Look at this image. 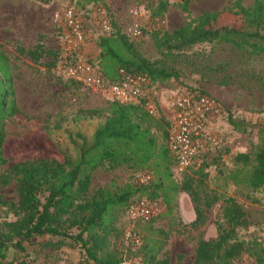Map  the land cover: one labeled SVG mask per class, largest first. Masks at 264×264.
<instances>
[{
    "label": "trees",
    "instance_id": "1",
    "mask_svg": "<svg viewBox=\"0 0 264 264\" xmlns=\"http://www.w3.org/2000/svg\"><path fill=\"white\" fill-rule=\"evenodd\" d=\"M36 1L48 5L53 0ZM70 1L79 11L89 13L91 7L102 6L109 14L111 33L98 36L94 41L99 50L97 67L104 78L115 80L117 68L144 75L152 83L178 78L176 71L141 56L133 41L118 32L104 0ZM189 2H179L184 18L180 27L169 33L161 28L149 31L153 33L152 44L159 54L222 43L264 56V0H253L249 7H244L241 0H233L229 7L205 11L197 17L190 15ZM166 7L165 1H158L149 17L162 19ZM14 50L34 65L43 58L52 57L48 69L69 62V57L57 58L53 50L45 49L39 41L29 49L16 47ZM76 114L85 119L103 117V121L88 142L76 134L79 144L74 157L59 150L44 127L21 136L7 134L3 121L9 117L24 118V114L15 104L10 60L0 50V167L11 163L8 172L0 174V188L13 181L17 198L15 203H3L15 219L0 222V264H6L3 260L8 250L22 253L24 243L42 236L57 239L55 242L47 240L44 244L47 246L63 245L64 240L78 245L86 264H119L121 252L110 244V237L119 235L115 227L116 215L141 198L155 204L160 199L164 207H169L174 195L186 194L194 214L188 226L197 228L205 222L204 210L218 201L219 196H199V181L195 182L194 177L203 176L205 164L193 171L194 176L186 175L179 183L171 180L170 168L174 161L166 148L168 123L163 116L159 113L149 116L137 104L115 100L106 101L101 107L77 110ZM229 123L240 132L245 130L231 120ZM262 139L251 152L235 154L233 167L224 175L235 189L246 194L264 190V137ZM28 141L31 154L25 159L15 158L18 147ZM100 168H125L147 175L151 171L155 180L149 179L144 184L135 181L115 185L112 182L89 193L92 175ZM221 201L222 206L213 222L216 234L197 240L191 264H234L243 255L255 264H264V240L243 239L238 235L239 230L248 225L242 207L230 197H222ZM159 217L161 214L147 221L148 231ZM150 232L151 236L139 239V245L127 240V251H132L130 254L138 258L139 264H170L168 253L163 251L169 232L161 228H152ZM180 261L181 255H176L174 264H181Z\"/></svg>",
    "mask_w": 264,
    "mask_h": 264
},
{
    "label": "rangeland",
    "instance_id": "2",
    "mask_svg": "<svg viewBox=\"0 0 264 264\" xmlns=\"http://www.w3.org/2000/svg\"><path fill=\"white\" fill-rule=\"evenodd\" d=\"M0 0V50L10 60L12 66L14 99L17 108L24 114V118L9 117L3 121V130L10 135L21 136L30 130L45 128L51 141L57 148L70 157L75 156L76 145L79 140L76 134L85 141H90L93 131L101 124L103 117L85 119L77 116V110L93 109L104 105L105 101L81 86L69 84L57 67L48 69L47 64L52 57L40 60L38 64H31L26 58L16 53V47L29 49L32 41L40 42L45 49L53 50L57 58L66 54L65 30L60 26L55 16L62 8L72 5L70 0H53L50 8L39 7L36 0ZM109 5L111 18L120 34L130 25L129 11L137 9L143 19L149 17L158 1L166 2L163 14V32H171L183 24L184 18L178 5L180 0H128L126 5ZM233 0H190L188 8L192 17H197L205 11H220L231 5ZM253 0H241L244 7H249ZM46 5V6H48ZM21 11H27L35 21L42 14L41 25L34 36L26 34L23 42L18 39L6 38V33L12 31L9 20L20 18ZM167 11V13H166ZM87 28L86 40L79 54V59L88 60L98 66L99 50L94 41L100 30L89 25L88 13H81ZM18 30L24 33L26 25H19ZM153 34V33H152ZM152 34L148 31L132 40L137 51L150 62H157L177 72V79L165 80L158 83L155 89L159 115L169 118V112L174 96L183 89H198L214 98L219 106L218 112L211 116L208 129L218 139L217 147L212 150L204 163L203 176L195 175L199 181V196L201 198L219 196L209 209L204 210L205 222L197 227L188 226L194 218L190 200L186 194L177 193L169 207H164L158 199L161 217L153 221L149 230L161 228L168 231V239L163 251L170 258V264L175 263V256L181 255V264H191L197 240L214 237L216 228L213 224L215 216L222 206V197L233 198L244 210L248 225L239 230L238 235L243 239L257 237L264 240V190L247 193L235 189L224 178L232 166V157L237 153H249L264 137V56L247 50H238L227 44H201L183 52L173 51L170 54H159L152 44ZM35 37V38H34ZM235 122L244 127L240 132L229 123ZM157 135V134H156ZM159 136V134H158ZM40 140V139H39ZM160 140V139H159ZM30 141L18 147L15 158L25 159L31 154ZM11 163L0 167V174L8 172ZM172 174L171 180L179 183L188 171L179 178ZM145 173L131 172L125 168L107 170L97 169L89 186V193L98 187L108 186L110 183L121 185L126 182H137ZM194 176V174H193ZM149 179L153 182L155 176L149 172ZM15 185L11 181L0 188V222L13 221L15 217L7 210L3 203L16 202ZM135 199V198H134ZM115 227L119 235L110 237V244L122 255L124 264H139L138 258L127 251L130 238L151 236L147 222L129 220L127 209L117 213ZM71 230V233H74ZM47 240L57 241L56 238L46 236L34 237L24 243V252L8 250L4 258L6 264H86L78 245L64 240L63 245L55 247L44 245ZM234 264H255L246 256L234 261Z\"/></svg>",
    "mask_w": 264,
    "mask_h": 264
},
{
    "label": "built area",
    "instance_id": "3",
    "mask_svg": "<svg viewBox=\"0 0 264 264\" xmlns=\"http://www.w3.org/2000/svg\"><path fill=\"white\" fill-rule=\"evenodd\" d=\"M81 13L86 10H80ZM80 11L73 5L62 8L56 20L65 30L66 54L69 57L67 65H58L65 80L77 86L84 87L105 102L115 100L120 103H131L141 106L149 116H158V103L155 89L158 83H152L148 77L117 68L115 80L104 78L97 65L79 59V54L86 40L87 28ZM130 25L125 35L130 40L140 38L144 32L158 29L163 23L158 17L143 19L137 9L129 11ZM89 23L100 30L96 36H107L112 27L109 14L102 6L89 9ZM74 56V57H72ZM73 58V59H72ZM219 106L214 98L198 89H183L178 92L171 104L166 128V148L173 158L172 171L179 178L188 171H196L207 161L209 153L218 145L217 136L208 129L210 118L217 113ZM149 175H142L138 182L144 184ZM160 207L146 199H137L127 208L129 220L147 222L160 213ZM125 240H131L139 245V238H130L125 234ZM119 264H124L121 262Z\"/></svg>",
    "mask_w": 264,
    "mask_h": 264
},
{
    "label": "crops",
    "instance_id": "4",
    "mask_svg": "<svg viewBox=\"0 0 264 264\" xmlns=\"http://www.w3.org/2000/svg\"><path fill=\"white\" fill-rule=\"evenodd\" d=\"M104 1H109V5H115L116 1L115 0H104ZM120 5H126L128 0H120ZM17 3H24L23 0H17ZM37 5H39V7L41 8H50L51 5H42L40 3H38ZM22 14L20 15V18H17L14 20V18H12L11 20H9L10 24H11V28L12 31L6 33V38L8 39H18L21 42H23V38H26V34L30 35V37L33 35H35L38 31L39 26L41 25V21H42V17L43 15L40 14L35 21L32 20V17L30 16V14L27 13V11H21ZM167 13V11H166ZM19 25H26V30L24 31V33H21L18 30V26ZM35 38V37H34ZM35 44V39L32 41V46ZM190 220H191V215L189 214Z\"/></svg>",
    "mask_w": 264,
    "mask_h": 264
}]
</instances>
